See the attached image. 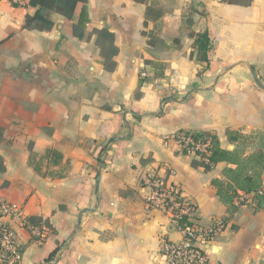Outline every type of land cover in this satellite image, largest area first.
Wrapping results in <instances>:
<instances>
[{
	"label": "crops",
	"instance_id": "obj_1",
	"mask_svg": "<svg viewBox=\"0 0 264 264\" xmlns=\"http://www.w3.org/2000/svg\"><path fill=\"white\" fill-rule=\"evenodd\" d=\"M30 3L0 0V198L43 232L16 227L20 264H165L182 237L148 209L154 176L224 222L211 264H264V0H87L85 41ZM36 15L52 28L26 29ZM181 133L224 159L206 170Z\"/></svg>",
	"mask_w": 264,
	"mask_h": 264
},
{
	"label": "built area",
	"instance_id": "obj_2",
	"mask_svg": "<svg viewBox=\"0 0 264 264\" xmlns=\"http://www.w3.org/2000/svg\"><path fill=\"white\" fill-rule=\"evenodd\" d=\"M12 2L18 5L21 0ZM176 139L184 153L197 156L204 164L213 168L210 140L195 138L190 133H181ZM150 186L152 190L147 198L148 209L165 215L167 225L182 237L179 243L167 237L162 238L160 255L165 264H211L209 248L214 238L224 230V222L217 221L210 226H202L197 220V206L184 197L177 185L154 176ZM239 203L252 204L250 194L240 195ZM17 226L37 239L43 237L42 229L30 223L22 209L0 198V264H20L22 261L23 251Z\"/></svg>",
	"mask_w": 264,
	"mask_h": 264
},
{
	"label": "trees",
	"instance_id": "obj_3",
	"mask_svg": "<svg viewBox=\"0 0 264 264\" xmlns=\"http://www.w3.org/2000/svg\"><path fill=\"white\" fill-rule=\"evenodd\" d=\"M138 3H144L145 0H133ZM228 3H234L235 0H223ZM87 3V0H31L30 5L32 7H39L40 10H45L48 12H55L60 15H62L64 18H66L67 21H72L74 17H77V23L73 26V35L75 37H78L80 40L85 41L89 40V36L86 35L84 28H86V25L89 23L88 13L87 9L85 7V4ZM26 29H50L52 28V23L43 17L36 15L33 18H28L27 23L25 25ZM101 37L109 38L110 35L107 32H101ZM193 35V34H192ZM194 36V35H193ZM196 46L198 47V51L200 54V60L201 62H208L207 54L210 50V40L208 37V34H201L197 36V40L195 42ZM103 49L105 50V47L102 48V55H103ZM195 138L202 139V140H210L211 141V162L216 165L219 163L222 159H224V152L220 150L217 147V139L214 136L211 135H204V134H197L194 135ZM201 165L206 169L210 170V166L201 163ZM4 171V167L2 164H0V172ZM247 186V187H245ZM243 191L246 194L251 193H257L258 191V185L253 182L252 178H249V180L245 183ZM256 200V199H255ZM258 203L259 199L257 198Z\"/></svg>",
	"mask_w": 264,
	"mask_h": 264
}]
</instances>
